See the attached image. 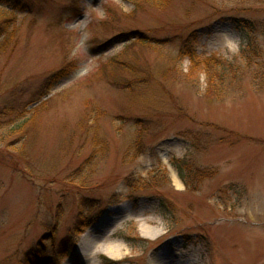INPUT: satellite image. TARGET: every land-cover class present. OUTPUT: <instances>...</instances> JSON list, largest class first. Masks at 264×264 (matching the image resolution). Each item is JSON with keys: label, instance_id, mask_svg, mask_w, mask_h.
Instances as JSON below:
<instances>
[{"label": "rangeland", "instance_id": "rangeland-1", "mask_svg": "<svg viewBox=\"0 0 264 264\" xmlns=\"http://www.w3.org/2000/svg\"><path fill=\"white\" fill-rule=\"evenodd\" d=\"M0 3V107L29 114L27 155L0 144V264H264V0ZM189 53L232 61L224 95Z\"/></svg>", "mask_w": 264, "mask_h": 264}, {"label": "trees", "instance_id": "trees-1", "mask_svg": "<svg viewBox=\"0 0 264 264\" xmlns=\"http://www.w3.org/2000/svg\"><path fill=\"white\" fill-rule=\"evenodd\" d=\"M136 4H140L141 2L149 3L152 6L159 5L162 0H134ZM1 7V3H0ZM13 14L9 15V13L5 9H0V38L6 37L10 34L12 25L10 24V20ZM240 30H248L251 25H248L246 22L242 25L237 24L236 26ZM243 30V31H244ZM246 39L248 40V46L245 48L243 52L246 53H259L258 51V44L256 42V39L246 32ZM144 39H140V41H143ZM189 56L192 60V68H201L202 71L206 74V94L207 95H213L215 97H221L224 95L225 91L230 87L231 82L229 80L230 73H235L234 71H230V69H233L232 61H227L224 59L216 58L215 56H209L205 57L202 60L195 59L192 54L189 53ZM126 62V61H124ZM56 74H61L60 71L56 72ZM59 76V75H57ZM255 77H260L261 81H264V63H263V71L260 70L254 74ZM1 95V90H0ZM9 104L6 103V100L3 101V105L0 107V118L6 116V120L1 121L0 120V144H5L6 147L9 149V151H13L16 153V155H20L22 157H25L27 155V141L25 138V135L27 133V129H24L27 122H29V114L23 115L22 111H19L14 114L13 116V108L10 107L11 103L8 101ZM13 106V105H12ZM12 116V117H11ZM100 145V142L97 141L94 144V151L92 155H96L99 151L98 146ZM181 163V165H179ZM171 164L177 169L184 185L186 188H190L191 184L188 181V176L190 174L196 173L197 177H201L202 173L198 169H192L189 165L186 163H183L181 159H171ZM25 168L29 169V166L25 164ZM160 172L164 174V170L157 169ZM155 170V171H157ZM186 174H185V171ZM153 171V172H155ZM184 171V172H183ZM212 174V171H210L209 175ZM194 176V178L196 177ZM205 177V176H203ZM154 180H157L154 177ZM127 186L131 188H144L145 186H148V182L142 180V179H136L133 181V179H127ZM141 183V184H140ZM194 189V188H193ZM85 210L82 208L81 212L79 213V219L83 220L82 215L84 214ZM86 225V223H84ZM82 223V225H84ZM78 226L75 225L73 228L72 234H77L79 231ZM31 251L25 252L22 257V264H30L29 258H30Z\"/></svg>", "mask_w": 264, "mask_h": 264}, {"label": "bare ground", "instance_id": "bare-ground-1", "mask_svg": "<svg viewBox=\"0 0 264 264\" xmlns=\"http://www.w3.org/2000/svg\"><path fill=\"white\" fill-rule=\"evenodd\" d=\"M173 175H174V173H173ZM174 177H175V182L176 183H178L179 181H178V179L176 178V176L174 175ZM79 248V244L77 245V249ZM85 248H87V247H85ZM84 248V249H85ZM83 249V250H84ZM83 250H81V251H83ZM169 263H166V264H178V262L176 261V260H170V261H168Z\"/></svg>", "mask_w": 264, "mask_h": 264}]
</instances>
